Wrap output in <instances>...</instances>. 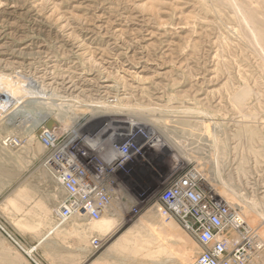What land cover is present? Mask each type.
<instances>
[{"label": "rangeland", "instance_id": "1", "mask_svg": "<svg viewBox=\"0 0 264 264\" xmlns=\"http://www.w3.org/2000/svg\"><path fill=\"white\" fill-rule=\"evenodd\" d=\"M252 1L240 0L264 21V3ZM232 5V0H0V74L23 84L33 79L28 86L35 92L39 82L41 101L90 107L78 114L82 118L138 110L140 121L184 142L180 149L190 161L181 167L198 170L224 194L234 193L237 203L231 206L263 243L251 264H264V48ZM29 100L0 117V124L14 119L21 128L14 133L18 145L4 146L10 134L0 125V264H190L197 257L200 245L159 205L162 182L175 169L170 154L153 153L152 166L121 178L112 232L86 234L93 223L87 218L55 227L54 213L65 194L45 170V146L37 141L42 146L37 156L30 144L43 124L35 128L30 121L41 119L46 107L29 108ZM92 237L100 240L99 248L90 246Z\"/></svg>", "mask_w": 264, "mask_h": 264}, {"label": "built area", "instance_id": "2", "mask_svg": "<svg viewBox=\"0 0 264 264\" xmlns=\"http://www.w3.org/2000/svg\"><path fill=\"white\" fill-rule=\"evenodd\" d=\"M71 133L56 126L39 136L47 149L50 175L65 194L54 214L57 227L77 216L99 220L119 200L121 178L152 166L150 155L154 153V142L146 141L141 129H112L98 122L77 136ZM9 145H18V141L12 139ZM193 171L181 166L174 169L162 182L159 196L166 214L201 247L192 264H251L263 243L247 229L239 210L208 191ZM90 246L99 248L100 240L92 237Z\"/></svg>", "mask_w": 264, "mask_h": 264}, {"label": "bare ground", "instance_id": "3", "mask_svg": "<svg viewBox=\"0 0 264 264\" xmlns=\"http://www.w3.org/2000/svg\"><path fill=\"white\" fill-rule=\"evenodd\" d=\"M245 1H246V3L248 5H250L252 0H245ZM258 1L259 0H257V2ZM232 2H233V5H236V7L237 6L239 7V8L237 7V9L240 12L239 15L240 14L242 15L241 17H242L243 24L245 26V29L248 27L247 30L249 31V34H250L251 38L254 39L257 42V44H260V46H263L261 48H264V25H263L264 21L261 22V21L256 20V18L254 16L255 15L254 14L255 11L251 8V6H248V5H246V6L244 5L243 6L242 5L243 2L241 3L240 0H232ZM262 2L264 3V0H262ZM228 4H229V2H228ZM258 4L260 5L261 3L258 2ZM207 5H208V3H207ZM261 7H263V6L261 5ZM245 29L243 30L244 32L242 31L243 33H245ZM246 34H248V33L246 32ZM244 36H245V34H244ZM255 41H254V43H255ZM251 43H253V42H251ZM263 54H264V52H263ZM110 68H111V66H110ZM23 82H25V81H23ZM28 82L31 84V83H33L35 81L33 79H30V81H28ZM29 83L25 82L23 84V83H21L20 80H17V77H16V80H15L10 75L0 74V117L1 116H4L7 111L12 112V108H13V111L16 108H18L19 107V104L22 103V101H23L24 98L25 99L26 98L32 99V100H29L28 101L29 108H32V106L34 104H38V106L40 107L41 110H42L41 105L46 107L45 108L46 114L41 119H38L37 121H35V120L30 121L31 123L32 122L35 123V124L33 123L34 124L33 126L35 128H36V125L39 124L41 121H43V123H45V125H46V123L49 120H52L53 121V125L50 128L41 127L43 124L41 126H39L37 132L35 131V135H32L30 137V139H29L30 144H35V147L34 148L37 149V156L39 155V153L41 154V152H42V146L41 145L44 146V144L40 142L39 136L44 133L45 129H48V130L51 131V130L55 129L56 126H59L60 129L63 132L71 131L72 132L71 133L72 136H77L79 133H84L85 130H87V128L90 127V124L100 122V123H103V124H108L109 128H112V129L115 128V127H119V126H128V127L132 128V129L136 128V129L143 130L145 140L146 141L147 140H150V142L151 141L154 142V147L151 146V148L154 149L153 150L154 153L157 156H159V158L165 157L168 154H170L172 156V158L174 159V162H175L174 168L175 169L178 168L179 166H182L183 165V162L190 161L189 160V156L187 154L184 155L183 152L180 149L181 147L182 148L185 147V143L184 142L181 143V142L175 140L173 136H170L169 137V133L167 132V130H165L163 128L161 129L160 127H159L160 128L159 129L157 127V125H155L153 123H149L147 121L146 122H143L144 120H141L140 121L137 118L138 113H139L138 110H127V108H121V109H126L125 110V113L122 110L119 109L117 112H115V114H110V112H105L104 111V112H102V115L100 117H95L96 114L91 113L92 115H91L90 119L83 117L85 121H84V123H81V120H83V118L80 117L78 114L79 113H82L83 111H87L88 112L89 109H90V107H87L86 109H83L81 106H76V105L71 104V103H61L60 102V103L57 104V102H56V104H55L53 102L48 103V102L41 101V99H43V97L42 96H38L37 97V95H36V94H40L42 92V89L39 88V86L41 87V85L39 84V82H36L35 83L36 86H37L36 89H39L40 90V92H37V91L35 92V89H34L35 87L33 88L31 85H30L31 87L28 86ZM43 91H44V89H43ZM245 97L246 96H245L244 93H242L241 95L237 96L238 101H240V102H243L245 100ZM97 107H100V106H98V104H97ZM118 108L119 107L116 106V108H114V109H118ZM102 109H105L106 110L108 108H102ZM98 110H100V109H97V111ZM48 112H50V113H48ZM186 113H191V112H186ZM117 114L126 115L127 117L125 119H123V120L122 119H119V118H112L113 115H117ZM242 120H244V119H242ZM239 123H240V121H239ZM0 125H1V128L4 127L7 130L9 129V134L10 135L4 137L3 144H4V146H6L5 144H7V146H10L9 145L10 140L15 139V134L14 133H16V131H18V129L20 127H18V125H16V123H14V119H9L8 121H6L5 123H2ZM34 127H33V129H34ZM206 127L205 128L207 129V131L209 133L210 132L209 130H211V128H209V126H206ZM10 129H11V131H10ZM39 130H42V131L44 130V131L43 132L41 131V133L39 134L38 133ZM215 130L216 129L214 127L212 129L213 132H211V134H209V135L213 136L212 133L215 134ZM207 131H206V133H207ZM11 133H13V134H11ZM37 141L41 145H39V143ZM214 142H218V140L216 141V139H214ZM159 147H160V149H159ZM47 161H48V157H47ZM46 165H47V163H46ZM45 170H47V173L51 177L49 169H45ZM195 172H196V174L199 177L202 178V181H203L204 186L213 195H216L219 199H221L222 201L228 203L230 206H231V203L233 202L232 200H234L237 203L236 198L233 196L234 193L232 194L228 189H226V191H225L226 193L224 194L223 192H221L219 190V188L217 186H215L211 181H209L206 177H204V175H202V173H200L198 170L197 171L195 170ZM55 182L59 185V183L57 181H55ZM120 192H119V194H120ZM58 203L60 204L61 201H59ZM11 205H13V204L11 203ZM116 205L118 206V204H116ZM58 206H57V208H58ZM20 207H22V206H20ZM116 209L117 208H115V207L112 206L108 213L104 214L99 220L93 221V223H91L90 226H88L87 228L84 229V232L86 234H89V235H93L95 233H98V234H107L109 232H112L111 229L113 228V226L116 225V219H117L114 216L118 214V210H116ZM25 211H27V210H25ZM111 215H113V216H111ZM82 218H84V217L83 216H77V217H74V218L70 219L69 221H71L73 219H75V221H80ZM256 220H257V218H256ZM69 221L65 222L63 225H65ZM63 225H61V226H63ZM61 226H59V227H61ZM55 227H57V223H55ZM59 227H57V228H59ZM247 229H249V225H247ZM194 258L190 262V264L193 263V261L195 260Z\"/></svg>", "mask_w": 264, "mask_h": 264}, {"label": "water", "instance_id": "4", "mask_svg": "<svg viewBox=\"0 0 264 264\" xmlns=\"http://www.w3.org/2000/svg\"><path fill=\"white\" fill-rule=\"evenodd\" d=\"M52 125H53V121H52V120H49V121L46 123L45 127L50 128V127H52ZM41 131H42V130H39L38 133L40 134Z\"/></svg>", "mask_w": 264, "mask_h": 264}, {"label": "crops", "instance_id": "5", "mask_svg": "<svg viewBox=\"0 0 264 264\" xmlns=\"http://www.w3.org/2000/svg\"><path fill=\"white\" fill-rule=\"evenodd\" d=\"M49 179V178H48Z\"/></svg>", "mask_w": 264, "mask_h": 264}]
</instances>
